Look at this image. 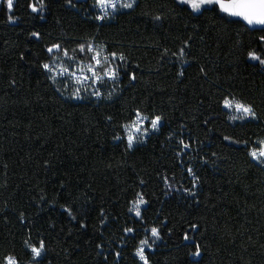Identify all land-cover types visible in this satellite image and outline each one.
Listing matches in <instances>:
<instances>
[{
  "label": "trees",
  "instance_id": "obj_1",
  "mask_svg": "<svg viewBox=\"0 0 264 264\" xmlns=\"http://www.w3.org/2000/svg\"><path fill=\"white\" fill-rule=\"evenodd\" d=\"M29 2L15 0L11 13L0 6V255L25 258L30 237L45 240L41 264H141L133 252L144 233L128 206L142 192L144 219L162 235L150 264H264V165L223 139L264 138V69L247 58L264 33L224 14H190L175 0H137L102 22L94 0H47L40 15ZM93 37L127 57L118 92L73 101L39 65L52 43ZM225 95L253 103L259 120L230 123L219 106ZM135 108L164 120L129 150L114 135Z\"/></svg>",
  "mask_w": 264,
  "mask_h": 264
},
{
  "label": "snow or ice",
  "instance_id": "obj_2",
  "mask_svg": "<svg viewBox=\"0 0 264 264\" xmlns=\"http://www.w3.org/2000/svg\"><path fill=\"white\" fill-rule=\"evenodd\" d=\"M67 3L69 6L75 7L73 0H67ZM177 3L186 6L185 10H190V14L202 15L204 12L224 14L227 17L238 18L247 28L264 33V0H177ZM136 4L137 0H94L92 7L99 10L94 19L105 21L112 18L115 13L133 9ZM0 5L6 6L8 12L11 13L14 9V0H0ZM27 7L33 14H43L47 10V0H30ZM155 19L160 20L161 17L156 16ZM8 20L14 22L13 16L9 15ZM256 26L260 27L257 28ZM32 36L38 39L40 34L33 32ZM45 52L48 59L41 62L39 67L53 85L62 82L63 91H69L70 85H75L69 93L72 99H83L85 94L97 99L105 98V93L101 91V87L108 83L114 86L119 85L122 70L125 69L127 63V57L122 51L112 50L106 43H97L95 37L85 39L82 42L77 40L74 47L55 42L47 46ZM184 54L185 50L181 48L179 56L183 58ZM164 55H167V49ZM247 58L264 66V34L258 36L257 48L249 50ZM179 74L182 76L183 72L181 71ZM129 79L135 81V73H132ZM57 91H61L63 94L60 88H57ZM114 92L115 87L107 93L106 98L112 99ZM219 106L230 123L244 124L248 121L259 120L253 103L238 99L235 96H223ZM108 120L111 121L112 117L109 116ZM163 120L164 117L161 114L149 113L146 109L135 108L125 122L119 125L122 134H115L114 139L126 142L127 149L131 150L134 145L145 143L152 135L159 133L163 127ZM172 138V135H169L168 139ZM223 139L233 144L243 143L250 159L264 165V138H258L254 142L249 139L234 140L229 136H224ZM179 145L183 151L190 148V144L185 143L183 139H179ZM181 154L177 153V155ZM187 173L193 178V187H195L199 177L196 176L191 167L187 168ZM163 182L167 189H172L173 186L167 176L163 177ZM140 183L143 184L145 181L141 180ZM184 191L190 196H195V192L190 189H184ZM165 194L167 195V193ZM147 203L145 195L142 192H137L130 199L128 206V212L140 224L144 233L138 240L133 252L134 257L141 264H150L147 253L154 250V245L162 239L161 227L150 225L144 219L143 206ZM65 211L72 215L70 209L66 208ZM101 215L103 216V213ZM72 218L75 219L74 216ZM20 219L21 222L24 221L23 213H21ZM81 227H85V225L81 224ZM122 231L126 236L131 235L135 238L137 229L124 227ZM188 238L187 235H184L185 240ZM23 243L26 260L21 258L18 253L9 252L0 255V264H41L47 251L45 240L40 238L33 242L29 237ZM97 248L101 249L98 255L102 254L103 245L98 244ZM195 249L194 255L199 257L201 255L199 245H196ZM115 255L119 258L120 252H116Z\"/></svg>",
  "mask_w": 264,
  "mask_h": 264
},
{
  "label": "rangeland",
  "instance_id": "obj_3",
  "mask_svg": "<svg viewBox=\"0 0 264 264\" xmlns=\"http://www.w3.org/2000/svg\"><path fill=\"white\" fill-rule=\"evenodd\" d=\"M15 1V0H14ZM176 2H177V0H175ZM93 5V4H92ZM92 5H91V9L92 10H94V12L96 13V14H98V12H99V10L98 9H96V8H93L92 7ZM0 6H3L4 8H6V6H4V5H0ZM7 9V8H6ZM124 11H127V10H124ZM122 12V11H121ZM116 14V13H115ZM114 14V15H115ZM113 15V16H114ZM111 19V18H110ZM110 19H106L105 21H107V20H110ZM99 22H102V21H99ZM253 62V61H252ZM254 63H257V62H254ZM261 66V68L262 69H264V66H262V65H260ZM55 86V88H56V90H57V88H60L62 91H63V83L61 82V83H57L56 85H54ZM75 87V85H70V88H69V91H63V94H62V92L61 91H58L59 93H61L64 97H66V98H69V99H71V100H73V101H77V102H79V101H84V100H87V99H90V100H95V101H101V100H108L106 97H107V93L109 92V91H111L112 90V88L113 87H115V92H114V94H113V96L118 92V85H112L111 83H108V84H106V85H104V86H102L101 87V91L102 92H104L105 93V98H101V99H97V98H95V97H91V96H88L87 94H85V98H83V99H72L71 97H70V91H71V89L72 88H74ZM141 144V143H140ZM137 145H139V144H137ZM255 162V161H254ZM257 163V162H256Z\"/></svg>",
  "mask_w": 264,
  "mask_h": 264
},
{
  "label": "water",
  "instance_id": "obj_4",
  "mask_svg": "<svg viewBox=\"0 0 264 264\" xmlns=\"http://www.w3.org/2000/svg\"><path fill=\"white\" fill-rule=\"evenodd\" d=\"M238 19V18H237ZM257 28H259L260 26H256Z\"/></svg>",
  "mask_w": 264,
  "mask_h": 264
}]
</instances>
